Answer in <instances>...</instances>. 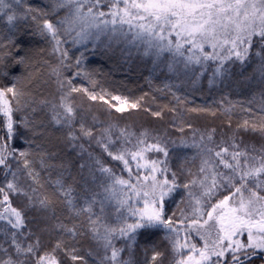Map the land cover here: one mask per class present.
<instances>
[{"label":"snow or ice","instance_id":"1","mask_svg":"<svg viewBox=\"0 0 264 264\" xmlns=\"http://www.w3.org/2000/svg\"><path fill=\"white\" fill-rule=\"evenodd\" d=\"M0 16L9 26L0 34V79L7 81L0 84V264H89L93 255L98 264H136L138 239L161 230L169 252L152 246L149 257L145 248L144 264H164L167 255L170 264H264V143L257 147L243 140L251 134L264 141V0H49L43 8L24 0H0ZM24 24L51 44L50 54L56 57L54 65L44 61L55 86L51 98L37 101L12 75L13 66L28 60L27 54L20 55L17 38ZM89 40L109 48L124 44L139 51L142 46L144 56L155 58L154 65L169 53L168 72L187 74L199 66L197 81L212 62L210 86L229 81L238 64L237 83L256 81L261 102L258 109L252 101L242 106L249 116L228 139L217 141L213 128L194 131L191 145L181 140L177 147L197 149L200 166L196 173L182 166L173 170L169 145L176 142L166 134H136L124 127L113 139L117 126H103L94 115L89 126L74 94L101 102L109 115L138 110L144 99L73 83L83 76L93 88L97 85L82 67L84 53L72 63L64 47ZM249 67L252 71L246 74ZM73 69V75H64ZM43 109L50 114L47 124L29 114ZM191 111L216 115L207 108ZM48 125L64 130L65 139L80 153L87 149L78 142L95 141L123 165L128 178L89 152L78 165L79 182L43 180L41 171L53 167V153L45 145ZM21 128L30 133L25 137L28 148L16 144ZM153 152L159 157L148 155ZM185 175L192 178L181 182ZM181 190L187 207L176 205L174 210L169 205ZM81 236L95 244L94 253L82 252Z\"/></svg>","mask_w":264,"mask_h":264},{"label":"trees","instance_id":"2","mask_svg":"<svg viewBox=\"0 0 264 264\" xmlns=\"http://www.w3.org/2000/svg\"><path fill=\"white\" fill-rule=\"evenodd\" d=\"M25 4L32 5L34 8L45 7L49 0H24ZM107 11V8L104 9ZM63 15V13H61ZM33 28L35 25L32 26ZM9 26L6 24V17L0 16V34L7 33ZM19 40L20 55L27 54L28 60L26 64L15 65L11 68L12 75L20 79V86L31 92L32 96L39 101L45 97L51 98L55 94V86L51 82L48 73L50 71L44 61L56 64V57L50 54L51 44L42 39L39 35H34L24 24L17 31ZM6 43V41H5ZM69 51V56L74 63L75 57L81 52L84 53L82 67L92 74V79L97 81V85H93L83 76L74 79L76 86L87 87L90 90L99 91L100 88L107 89L115 94H121L130 99H138L144 97L142 107L138 110L126 112L123 115L112 113L109 115L108 108L101 102H92L81 94L76 96V103L82 104L84 107V115L87 116L89 126L92 125V116L98 117L103 126L107 123L115 124L117 127L113 129V139H115L118 130L127 127L130 131L139 134L147 130L153 135H165L167 139L175 141V145H169V161L170 167L175 170L178 167H184L185 170H191L196 173L200 166V157L197 155L195 147L181 148L177 147L181 140L186 141L189 145L193 143V133H202L207 130L216 129L215 139H228L232 135V129H235L239 123L249 114L242 111L243 107H248V102L252 101V107L258 109L261 102L260 86L256 81L250 82L248 85L238 84L240 66H233V77L225 84L210 86L209 79L215 65L209 62L204 74L196 80V76L201 72L199 66H193V70L187 74L170 73L166 64L171 59V54L165 53L160 61L154 65L153 56H144L142 54L143 47L138 51L134 46H125L124 44L113 45L111 48L106 47L103 42H93L89 40L85 44L73 45L71 42L64 45ZM15 54L16 50H12ZM251 67L245 69V73H250ZM73 70H65V76L73 75ZM195 81V83H194ZM7 83L6 80L0 79V84ZM177 97L179 99H177ZM207 108L216 112L197 111L191 109ZM225 109H230L227 115L224 114ZM161 112V116L156 117L152 112ZM37 120H43L47 124L50 114L47 109L38 110L32 114ZM229 119L231 120V129L228 128ZM188 125L192 127L189 128ZM183 127L184 131L179 129ZM21 138L16 141L17 146L28 148L25 137L30 135L23 128L20 129ZM2 134V133H0ZM197 140L199 136L195 137ZM245 143L260 146L264 141L258 136L247 134L243 136ZM86 152L80 153L79 147L73 148L65 139V131L58 129L57 126L48 125L47 139L45 145L49 152L53 153L52 159L49 161L53 167L49 170L41 171L43 180L55 181L59 178L67 184H72L75 179L79 182L78 165L88 159V153L101 159L107 166L111 167L117 175H123L128 178V173L122 171L123 165L118 161H112L102 147L92 141H80ZM118 148L119 145H116ZM152 158L159 157L160 154L149 153ZM83 157V160L81 159ZM135 171V165H133ZM39 170V169H38ZM190 176H182L181 182L191 179ZM181 193L175 195V203L169 206L176 209V205L180 208L187 207V202H181ZM223 194H227L224 192ZM177 215L179 211L177 210ZM122 241L117 242V246H121ZM79 246L83 253L96 251L95 244L87 236H81ZM155 246L157 250L168 253L169 243L163 230L157 232L150 237H141L138 239L135 247L134 260L136 264H144L145 248L149 251L147 255H151V247ZM125 258L127 254L125 253ZM89 264H98V258L95 255L88 257ZM171 256L167 255L164 264H170Z\"/></svg>","mask_w":264,"mask_h":264}]
</instances>
